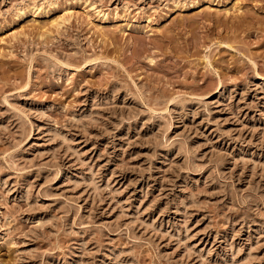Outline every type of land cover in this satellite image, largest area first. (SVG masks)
Listing matches in <instances>:
<instances>
[{
  "label": "rangeland",
  "instance_id": "374dc122",
  "mask_svg": "<svg viewBox=\"0 0 264 264\" xmlns=\"http://www.w3.org/2000/svg\"><path fill=\"white\" fill-rule=\"evenodd\" d=\"M0 264H264V0H0Z\"/></svg>",
  "mask_w": 264,
  "mask_h": 264
}]
</instances>
